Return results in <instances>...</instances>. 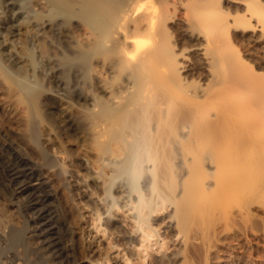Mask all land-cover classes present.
<instances>
[{"label": "bare ground", "instance_id": "bare-ground-1", "mask_svg": "<svg viewBox=\"0 0 264 264\" xmlns=\"http://www.w3.org/2000/svg\"><path fill=\"white\" fill-rule=\"evenodd\" d=\"M21 1L0 0L30 61L0 53V264H264V0ZM88 191L130 211V248L101 247Z\"/></svg>", "mask_w": 264, "mask_h": 264}, {"label": "rangeland", "instance_id": "rangeland-1", "mask_svg": "<svg viewBox=\"0 0 264 264\" xmlns=\"http://www.w3.org/2000/svg\"><path fill=\"white\" fill-rule=\"evenodd\" d=\"M21 3H22V6H24V8L28 11H33V3H32V1L31 0H22L21 1ZM32 7V8H31ZM34 12V11H33ZM33 12H31V13H33ZM21 20V19H20ZM2 30H0V42L2 43V45H1V43H0V48H1V46H2V50L0 51V53H2V52H4V54H6V55H12L15 59H16V61L18 62V66L17 67H15V68H13V73L16 75V76H19L20 74H22V73H24V72H26V70L24 69V71H23V68H26V69H30V66L28 65V64H30V61L28 60L29 59V56H28V54H27V50H26V46L24 45V42H23V39H22V35L20 34V32L19 31H15V33H14V36H4V34H2ZM169 33H171V31L169 30ZM18 35V36H17ZM5 37V38H4ZM4 38V39H3ZM4 41V42H3ZM56 41H57V43H60V42H58V40L56 39ZM174 41H175V38H171V44L173 45L174 44ZM23 42V43H22ZM22 43V44H21ZM56 43V44H57ZM23 45V46H22ZM58 45V44H57ZM233 47H234V49L238 52V54H240L241 55V57L246 61V63H248V64H250V65H252L253 64V60L246 54L247 52V46H246V44L244 45V43L243 42H234L233 43ZM15 46V47H14ZM181 47V46H180ZM179 49V46L177 47V46H175V50H178ZM27 51V52H26ZM26 57H28V59L26 58ZM1 58V57H0ZM251 59V60H250ZM248 61V62H247ZM6 63L5 61H3V60H1V63L4 65V63ZM251 62V63H250ZM6 65V64H5ZM4 65V66H5ZM7 67V66H6ZM77 68H79V67H77ZM16 69V70H15ZM17 69H19V70H17ZM252 69H256V68H252ZM21 70V71H20ZM19 72V73H18ZM83 75H84V72H83ZM22 77L24 76V74L23 75H21ZM26 76V75H25ZM26 78H28V79H30V77L29 76H27ZM200 84V83H199ZM185 131V130H184ZM86 163H87V161H86ZM88 164V166H89V163H87ZM68 174H70V172L68 173ZM63 183H64V181H62ZM91 192V191H90ZM89 191H88V193L89 194H87V196H88V200L90 201V208L88 209V212L90 213V214H92L91 216L92 217H94V218H96V215L98 214V212L96 211L97 209H96V207H95V205H97V207L99 206V204H100V206H99V211H100V217H101V219H102V222H104V220L105 221H110L111 223H113V225H115L114 227H115V229L114 228H111L110 226H108V225H102V227H101V230H102V232H100V235H99V238H98V242H99V244L101 245V247H105V246H107V244L109 243V244H116V241L114 240V238L116 237V236H120V237H124L125 238V240L127 241V246H125L126 248H130L131 247V239L135 236V232L133 231L134 229L132 228V226H131V224H132V222H131V220H130V211L128 212L127 211V209H121V210H124L123 212L122 211H112V213H109V214H106V213H104V209H103V204H102V200L98 197V196H96V195H93L92 194V192L90 193ZM122 198V197H121ZM120 198V199H121ZM96 210H95V209ZM129 214H128V213ZM126 215V216H125ZM167 218V219H166ZM165 219H163V220H160V224H161V227H159V226H157V228H159V233L161 234V236H162V238H164L165 237V235H166V233H167V231H168V229L169 228H171L172 226H173V222H172V220L169 218V217H166ZM117 226V227H116ZM116 228H118L119 230H121V232L119 233L118 231H117V229ZM104 229V230H103ZM116 230V231H115ZM108 231H109V233H110V231H113V232H115L116 234L115 235H110L109 233H108ZM1 233V232H0ZM2 234V233H1ZM0 234V235H1ZM105 235V236H104ZM253 243L255 242L253 239L251 240ZM102 243V244H101ZM159 249V248H158ZM158 252V253H157ZM160 252V253H159ZM161 255V249H159V250H156L155 251V256H156V260H158L159 261V259H160V255ZM160 256V257H159ZM168 256V257H167ZM166 256V258L168 259V260H166V258H165V261H166V263H168V264H171V262L173 261V259H174V257H175V254H173L172 255V253L171 252H169L168 253V255ZM159 258V259H158ZM8 259L7 258H3L2 259V263L3 264H6ZM12 262L14 263V262H16V264L18 263L15 259L14 260H12ZM86 264H88V263H86Z\"/></svg>", "mask_w": 264, "mask_h": 264}]
</instances>
